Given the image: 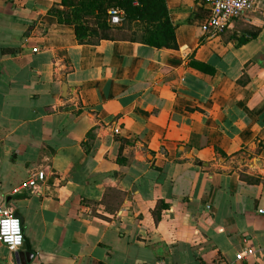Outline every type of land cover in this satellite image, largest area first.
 Wrapping results in <instances>:
<instances>
[{
	"label": "crops",
	"instance_id": "1",
	"mask_svg": "<svg viewBox=\"0 0 264 264\" xmlns=\"http://www.w3.org/2000/svg\"><path fill=\"white\" fill-rule=\"evenodd\" d=\"M55 2L0 0V205L15 196L18 251L32 264H264V175L247 162H264V0L247 12L263 33L241 46L204 34L197 0H167L178 49L80 44ZM43 169L37 190H18ZM14 254L0 241V264Z\"/></svg>",
	"mask_w": 264,
	"mask_h": 264
},
{
	"label": "trees",
	"instance_id": "2",
	"mask_svg": "<svg viewBox=\"0 0 264 264\" xmlns=\"http://www.w3.org/2000/svg\"><path fill=\"white\" fill-rule=\"evenodd\" d=\"M120 7L126 16L121 25L109 22V9ZM58 22L74 27L76 38L80 44L98 45L104 40L131 41L150 45L156 48L178 49L176 26L174 25L167 0H56L49 9ZM224 31L221 36L224 41L234 39L236 46H241L251 40L258 39L263 33V27L247 24L239 31ZM203 41V39H201ZM187 65L206 74L215 75L216 68L191 56ZM250 78L244 74L238 79L241 85H247ZM264 140L258 141L257 154L261 152ZM222 156L227 154L218 149ZM200 161L197 160V163ZM242 180L250 184H258L261 177L241 173ZM169 204L159 201L152 210L154 220L159 222L163 208Z\"/></svg>",
	"mask_w": 264,
	"mask_h": 264
},
{
	"label": "built area",
	"instance_id": "3",
	"mask_svg": "<svg viewBox=\"0 0 264 264\" xmlns=\"http://www.w3.org/2000/svg\"><path fill=\"white\" fill-rule=\"evenodd\" d=\"M203 8L206 10V21L202 25V29L205 35L221 36V34L228 28L230 23L244 15L245 13L254 9L258 0H197ZM109 22L112 25H121L124 22L126 12L120 7H113L109 9ZM38 49L36 48L35 51ZM47 176V170H39L29 177V179L22 185L21 189H33L37 190L41 183L45 181ZM210 208V206H208ZM264 212V209L261 210ZM4 221H8L7 234L13 235L16 229L12 225V221L18 222V234L20 237V243L13 247V242H9L5 239L4 235ZM0 241L11 252H16L24 246V231L22 220L16 217L13 211L5 205H0ZM253 250L248 249L245 254H252Z\"/></svg>",
	"mask_w": 264,
	"mask_h": 264
},
{
	"label": "water",
	"instance_id": "4",
	"mask_svg": "<svg viewBox=\"0 0 264 264\" xmlns=\"http://www.w3.org/2000/svg\"><path fill=\"white\" fill-rule=\"evenodd\" d=\"M189 150H190V148H186V151L188 152L187 153L188 157L192 158L193 154L189 153ZM255 162L260 167L263 166V164H264V162L260 158H256ZM199 164L200 165H207V163H203V162H199ZM14 198H15L14 195H8L7 199H6V205L10 206V202L13 201ZM10 209L12 210V208H10ZM14 215L16 217L20 218V215L17 212H14ZM14 255H15L16 264H32L33 263L34 255L32 253H25V252L23 253L22 251H16Z\"/></svg>",
	"mask_w": 264,
	"mask_h": 264
},
{
	"label": "rangeland",
	"instance_id": "5",
	"mask_svg": "<svg viewBox=\"0 0 264 264\" xmlns=\"http://www.w3.org/2000/svg\"><path fill=\"white\" fill-rule=\"evenodd\" d=\"M251 14H244L243 16H241V17H239L238 19H236V22L238 23V24H236L235 25V30L237 31L238 29H242V27H244L245 25H247V24H249L248 22H249V20L251 19L249 16H250ZM262 23H264V22H262ZM233 25V24H232ZM238 28V29H237ZM232 29H233V27L230 25V26H228V28L225 30V31H227V30H229V32L226 34V35H229L230 33H231V31H232ZM263 57V58H262ZM263 59V60H262ZM260 60H262V62L264 61V53H262V56L260 57ZM247 156H248V154H246ZM251 159H249L247 162L249 163V164H252V165H254L255 166V168L257 169V170H259V168H260V173L262 174V175H264V164H263V166H259V165H257L256 164V162H255V159L257 158V157H255V156H252V157H250Z\"/></svg>",
	"mask_w": 264,
	"mask_h": 264
},
{
	"label": "clouds",
	"instance_id": "6",
	"mask_svg": "<svg viewBox=\"0 0 264 264\" xmlns=\"http://www.w3.org/2000/svg\"><path fill=\"white\" fill-rule=\"evenodd\" d=\"M3 223L5 225V229H4L5 239L7 241H9V242H13L14 241L13 247H15L16 244L20 243V237H19L18 234H16V233H18V222L17 221H12V225L16 229V232L13 233V235H8L7 234V225H8L9 222L8 221H4Z\"/></svg>",
	"mask_w": 264,
	"mask_h": 264
}]
</instances>
